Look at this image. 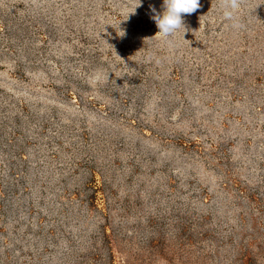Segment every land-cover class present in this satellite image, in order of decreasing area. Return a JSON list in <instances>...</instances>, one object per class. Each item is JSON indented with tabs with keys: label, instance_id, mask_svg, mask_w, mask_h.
<instances>
[{
	"label": "rangeland",
	"instance_id": "rangeland-1",
	"mask_svg": "<svg viewBox=\"0 0 264 264\" xmlns=\"http://www.w3.org/2000/svg\"><path fill=\"white\" fill-rule=\"evenodd\" d=\"M139 3L0 0V264H264V0Z\"/></svg>",
	"mask_w": 264,
	"mask_h": 264
},
{
	"label": "clouds",
	"instance_id": "clouds-1",
	"mask_svg": "<svg viewBox=\"0 0 264 264\" xmlns=\"http://www.w3.org/2000/svg\"><path fill=\"white\" fill-rule=\"evenodd\" d=\"M220 4L224 18L232 22V27L242 28L243 24L237 13L243 0H220ZM141 5L142 0L136 5V8ZM161 7L162 11H157L154 5H149L150 19L155 22L159 30L154 37H163L169 46H172L173 41L168 38L173 37L181 27H185L184 17L196 13L201 8V3L200 0H163Z\"/></svg>",
	"mask_w": 264,
	"mask_h": 264
}]
</instances>
